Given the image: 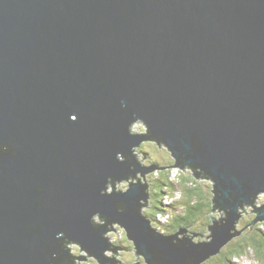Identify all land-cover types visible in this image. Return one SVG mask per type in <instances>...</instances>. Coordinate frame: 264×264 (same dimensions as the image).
<instances>
[{
    "label": "water",
    "instance_id": "95a60500",
    "mask_svg": "<svg viewBox=\"0 0 264 264\" xmlns=\"http://www.w3.org/2000/svg\"><path fill=\"white\" fill-rule=\"evenodd\" d=\"M139 121L147 135L131 133ZM145 140L212 179L226 219H212L210 242L180 240L190 226L152 232L135 211L149 198L139 179L101 195L108 176L115 190L154 169L116 160ZM262 193L264 0H0V264L87 261L70 242L117 264L97 211L147 264H202Z\"/></svg>",
    "mask_w": 264,
    "mask_h": 264
},
{
    "label": "rangeland",
    "instance_id": "374dc122",
    "mask_svg": "<svg viewBox=\"0 0 264 264\" xmlns=\"http://www.w3.org/2000/svg\"><path fill=\"white\" fill-rule=\"evenodd\" d=\"M135 124V123H134ZM132 125V128L131 129H137V132L139 127L141 126V123H137L135 125ZM141 147L140 148L139 146L136 147L133 151V153H138L139 156L143 157L144 159H150L152 162H160L161 164H165L166 161H172V159L174 157H172V153L165 147H159L157 145V142H152L151 140H145L141 143ZM146 153V154H145ZM177 163H174V166H176ZM151 165V164H150ZM149 166H146V167H150ZM144 166V165H142ZM145 167V166H144ZM187 167V166H186ZM166 171L168 170V167L167 168H164V169H160V168H154L151 172H147L144 176L145 177H148V178H154L156 177V175H160L159 172H161V170H165ZM172 171H170V174L169 175H174L176 177V180L178 181L181 174H189V175H192L193 178L196 177V174L198 173H194L192 171V169L190 167H187V168H184V170L180 169L179 167L176 166V168H173L171 169ZM173 170H176L175 172H173ZM138 177H142L141 176V173H138L137 174ZM138 180V179H137ZM198 180H200L201 182H203L205 184V187L208 188V183L207 181H205V179L201 178V177H198ZM153 186L151 187L152 190H153V197H151V195L149 194V185H148V191L147 193L149 194V198L147 200V203L149 200H151V206L148 207V206H145L146 207V211H143V214H144V217H146L150 223L154 222L156 225H158L159 227H163L164 228V232H163V236H171V235H174V234H177L179 232V229H176V231H169V229L171 228L170 224L172 223V219L170 222L168 223H165L164 221H161L159 220V216L160 215H166L167 214V210L168 209H171L173 212L176 211L177 207H178V204H181L180 202H178L177 204H165L163 199L161 198V194L159 195V193L157 195H155V191L156 189L159 190V192L161 191V189L157 186L158 182L153 180ZM170 181V180H169ZM172 182V181H170ZM179 182V181H178ZM119 183V182H118ZM138 183V182H137ZM145 184V183H144ZM176 185L178 183H175ZM109 186H112L111 183H109ZM163 191H164V188H163ZM177 191V190H176ZM182 196H183V192H181L180 190H178ZM106 193H107V190H106ZM167 193L164 192V195H166ZM183 199V198H182ZM160 200L162 201V205H163V213L162 211H159V208L161 207V203H160ZM144 201V200H143ZM257 203H260L262 206H264V193H262L256 200V202L253 203V205H246L244 208H241L240 211H239V214L241 215V219H242V216L245 217V216H255L256 218L258 217L257 215V210L259 208H256L254 205L257 204ZM185 209V207H184ZM218 209V208H215V210ZM220 209V208H219ZM250 209V210H249ZM213 210V211H215ZM147 212V214H146ZM149 212V213H148ZM152 214V215H150ZM225 215V213L222 215L221 219H223V216ZM176 216V215H175ZM255 218V219H256ZM240 219V220H241ZM219 220V221H220ZM239 220V221H240ZM264 221L262 222H258V223H263ZM106 221H104L103 224H100L102 226H106ZM113 224V223H112ZM205 225V220L204 221H200L196 224H193V228L188 229V231L186 232V234H179L178 237L180 238H184V237H192L191 240L192 241H195L196 243H200L201 241H207V242H210L212 240L211 238V230H209L208 227H199L201 225ZM169 225V226H168ZM211 226H214L213 222H211L210 224ZM236 228L238 231H241L243 230V233L242 235L244 236V234H247L249 231H251L250 229V226H247V227H242L240 222H238L236 224ZM176 227V226H175ZM178 228V227H176ZM183 229L186 228L185 226L182 227ZM249 229V230H248ZM108 230H111V226L108 227ZM236 230V229H235ZM258 230H261L264 232V228L262 227H259ZM257 230V231H258ZM126 231V229H125ZM127 233V231H126ZM241 235V236H242ZM105 237L107 238V233L105 234ZM236 237H234L235 239ZM127 239L129 240V238L127 237ZM131 241V240H129ZM231 242V241H230ZM114 246V248L118 251V253L120 255H123L125 258H129L127 259V264H147L146 260H144V258L141 256L139 257L138 259V256L136 254V251H135V245L131 242V243H121V242H117L115 244H112ZM113 246H111V248L113 249ZM68 248L71 249V254L73 256H76V257H80V256H84L87 258V261H81V260H78V259H75V262L76 264H100L98 262V260L96 258H94L93 256L89 255L86 251H84L78 244H75V243H69L68 244ZM111 252V256H108V257H111L113 258L117 256V254H115L114 252L110 251ZM107 256V255H106ZM238 258H233L231 263L232 264H261L260 262H258L259 260L257 259L256 255H254L252 253V255H239L237 256ZM140 262V263H138ZM117 264H120V262H118Z\"/></svg>",
    "mask_w": 264,
    "mask_h": 264
},
{
    "label": "trees",
    "instance_id": "16d2710c",
    "mask_svg": "<svg viewBox=\"0 0 264 264\" xmlns=\"http://www.w3.org/2000/svg\"><path fill=\"white\" fill-rule=\"evenodd\" d=\"M152 142H156L151 140ZM159 147H162L161 144L157 143ZM164 147V146H163ZM140 148H142L140 146ZM166 148V147H165ZM168 149V148H167ZM146 154V153H145ZM172 155V154H171ZM173 157V155H172ZM174 163H177V160L175 158L172 159V161H166L165 164H161L160 162H152L151 166L152 168H160L164 169L168 167V170H161L159 179L155 180L158 182L157 186L161 189V191H155V195L159 193L161 194V197L164 195L163 188L167 186L172 191H178L180 190L183 192V196L181 201H179L181 204H183L184 214L182 215H176L172 219V223L170 224L171 228L169 231H173V229H179L183 226H190V229H192L193 224H196L200 221L205 220V225L199 226V227H209L211 223H208V218L206 216L207 211L210 209L213 211L214 209V183L212 179H210L205 173L200 172V170H194L192 171L196 174L199 173L200 177L205 179L208 183V188L205 187V184L198 180V178H193L192 175L189 174H181L179 178V183L176 185L174 182H170L168 180V177L170 176V171L173 169ZM187 168V167H185ZM154 182V181H153ZM153 182L151 183V186L149 185V194L151 197H153ZM161 207L159 208V211H162L163 213V205L162 201L160 200ZM175 205V204H174ZM245 207V206H244ZM243 207V208H244ZM247 207V206H246ZM221 209V208H220ZM149 213V212H148ZM225 213V211H224ZM147 214V212H146ZM152 215V214H150ZM226 215V214H225ZM255 216H245L243 217L239 222H244L245 227L250 226L251 231H249L247 234H244V236L236 237L233 239L229 244H227L222 250L221 253L211 257L207 261L203 262L202 264H232L231 261L233 258H238L239 255H256L257 259L259 260L261 264H264V232L261 230H258L259 227L264 228V222L263 223H257L252 228V222L255 220ZM104 220V219H103ZM106 221V220H104ZM107 222V221H106ZM96 225H100V223H96ZM169 226V225H168ZM178 228H176V227ZM258 230V231H257ZM68 242H66L67 246Z\"/></svg>",
    "mask_w": 264,
    "mask_h": 264
},
{
    "label": "clouds",
    "instance_id": "9594fccd",
    "mask_svg": "<svg viewBox=\"0 0 264 264\" xmlns=\"http://www.w3.org/2000/svg\"><path fill=\"white\" fill-rule=\"evenodd\" d=\"M121 106H122V108H124L126 110V101L121 100ZM75 118H76L75 116L72 117V119H75ZM131 131L133 133H135V132H137V129H131ZM138 131L140 133H147L148 132L147 125H141L139 127ZM128 154L136 155V157H137V159L141 165L149 166L152 163V161L150 159H144L143 157L139 156L138 153L120 152V151H118L116 153V160L119 161L120 163H124L125 155H128ZM175 171L176 170H173V172H175ZM137 179H139L141 184L148 183L151 186V183L153 182V180L159 179V175L157 174L156 177H154V178H148V177H137L135 179L134 178H127V179L121 178L119 180V183L115 185V190L112 186H109V184H108L109 176H108L106 179L105 186L101 190V195H105V192H104L105 188H107V196L126 195L132 190V188L134 186L138 187L137 186ZM168 180H170L174 183H179L176 180V177L174 175H170L168 177ZM207 183H211V182L209 181ZM157 191H159V190H157ZM164 192H166L167 194L163 195L161 198L163 199L165 204H177L182 199L181 193L179 191L174 192L170 188H168L167 186L164 187ZM147 206L148 207L151 206V200L148 201ZM254 206L256 208L262 207V205L260 203H257ZM135 211L137 212V214L140 217L143 218V211H146L145 202L143 200H140L138 202V207L135 209ZM182 214H184L183 204H178V207H177L175 212H173L171 209H168L166 215H160L159 216V220L164 221L165 223H168L171 221V219L175 215H182ZM222 215H223V212L219 208L216 209L215 211H211L209 209L206 213V216L208 218L207 222L211 223L213 217L215 218L216 221H219L221 219ZM105 216H107V215H105ZM93 221H95L96 223H100V224L104 223V221L101 219V212L97 211L91 215V217H90V224L91 225H92ZM148 224H149V228L152 232H154L157 235L163 236V232H164L163 227H159L154 222H152V223L148 222ZM103 229H104L103 231L99 230V234H100L101 238L107 242V245L115 244L117 242H121V243H131L132 242V241H129L127 239V233L125 231V227H122L121 223L111 224V230H108L107 228H103ZM128 231L130 232L129 229H128ZM105 233H107V238H105ZM189 238L191 239L192 237H189ZM132 240L136 241L133 238H132ZM52 255L54 258L58 259L57 253L54 252ZM102 255L111 256L112 254L110 251H108V247H106L105 249H103ZM115 259L117 261H119L120 264H127V259H129V258H125L123 255H117L115 257ZM138 259H139V257H138Z\"/></svg>",
    "mask_w": 264,
    "mask_h": 264
},
{
    "label": "bare ground",
    "instance_id": "6f19581e",
    "mask_svg": "<svg viewBox=\"0 0 264 264\" xmlns=\"http://www.w3.org/2000/svg\"><path fill=\"white\" fill-rule=\"evenodd\" d=\"M139 122H141V121H139ZM144 123V122H143ZM145 124V123H144ZM146 125V124H145ZM148 127V126H147ZM131 133L132 134H138V135H147V133H140V132H135V133H133L132 131H131ZM154 141V140H153ZM157 142V141H156ZM161 146H164V147H166L167 148V146L165 145V144H161ZM169 150V149H168ZM170 151V150H169ZM171 152V151H170ZM189 167V166H188ZM150 168H152V166L150 165ZM173 168H176V166H173ZM152 170V169H151ZM138 177V176H137ZM115 184H118V182H116ZM261 194H259V195H257V196H255V198H254V202H256V200H257V198L260 196ZM253 202V203H254ZM253 205V204H252ZM251 206V205H250ZM222 212H223V214H224V211L222 210ZM214 218V217H213ZM212 218V219H213ZM242 218H243V216H242ZM225 219H226V215H224L223 216V219L221 220V221H225ZM241 219V218H240ZM239 219V220H240ZM212 222H213V220H212ZM239 222V221H238ZM238 222H236V224L238 223ZM236 224H235V228H234V230H233V233L235 234V236L234 237H240L241 235H242V233H243V230H241V231H238L237 230V226H236ZM106 225H107V227H110L111 226V224H109L108 222L106 223ZM236 229V230H235ZM249 230V229H248ZM185 238H187V237H184V238H180V240L181 239H185ZM189 239V238H188ZM234 239V238H233ZM232 241V240H231ZM207 241H201V243H206ZM229 244V243H228ZM65 245H66V243H65ZM135 249V248H134ZM141 257V256H140Z\"/></svg>",
    "mask_w": 264,
    "mask_h": 264
},
{
    "label": "flooded vegetation",
    "instance_id": "af4514ba",
    "mask_svg": "<svg viewBox=\"0 0 264 264\" xmlns=\"http://www.w3.org/2000/svg\"><path fill=\"white\" fill-rule=\"evenodd\" d=\"M240 224H241V226H242L243 228L245 227V225H244V222H243V221H242ZM201 226H203V225H201ZM180 229H181V228H179V230H180ZM174 231H176V229H175V228L173 229V232H174ZM185 234H186V233H185ZM186 237H187V236H186Z\"/></svg>",
    "mask_w": 264,
    "mask_h": 264
},
{
    "label": "built area",
    "instance_id": "2783aa9c",
    "mask_svg": "<svg viewBox=\"0 0 264 264\" xmlns=\"http://www.w3.org/2000/svg\"><path fill=\"white\" fill-rule=\"evenodd\" d=\"M137 123H141V125H145L142 121H141V122H137ZM135 124H136V123H135ZM135 124H134V125H135Z\"/></svg>",
    "mask_w": 264,
    "mask_h": 264
}]
</instances>
